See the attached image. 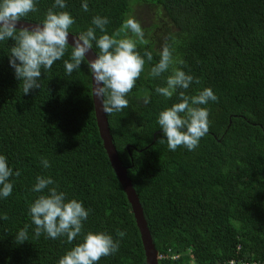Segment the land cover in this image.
<instances>
[{
	"label": "trees",
	"instance_id": "16d2710c",
	"mask_svg": "<svg viewBox=\"0 0 264 264\" xmlns=\"http://www.w3.org/2000/svg\"><path fill=\"white\" fill-rule=\"evenodd\" d=\"M140 1L88 0L85 12L82 0H67L64 10L75 18L73 34L93 26L96 15L108 17L111 34ZM145 1L164 14L163 39L156 43L153 33L138 45L153 60H146L128 94L129 106L108 118L159 254L170 256L159 264H264V0ZM52 5L39 0V11L21 20L40 23ZM14 44L12 38L0 42V153L20 175L11 178L12 195L0 200V213L8 216L0 220V264H58L81 241L34 238L28 209L40 193L31 189L37 176L48 175L68 198L91 209L85 232L105 231L120 240L119 251L98 264H147L135 214L99 132L87 65L67 75L63 60L57 61L42 73L41 88L25 95L9 66ZM165 44L184 61L175 66L199 78L186 93L210 87L218 97L204 105L209 131L194 151L169 150L157 123L160 111L180 99L155 93L171 69L159 78L148 75ZM70 52L71 45L65 59ZM26 224L30 240L18 244L15 233Z\"/></svg>",
	"mask_w": 264,
	"mask_h": 264
},
{
	"label": "clouds",
	"instance_id": "9594fccd",
	"mask_svg": "<svg viewBox=\"0 0 264 264\" xmlns=\"http://www.w3.org/2000/svg\"><path fill=\"white\" fill-rule=\"evenodd\" d=\"M38 2L0 0V42H7L9 38L15 41L10 47L9 66L20 82L19 86L22 84L23 94L40 89L42 73L51 70L57 61L63 60L67 75L81 70L82 63L87 65L93 82V95L99 100L106 115L127 108L128 94L145 71L146 60H153L151 51L145 50L142 55L138 50V45L148 43L141 23L134 17H126L121 27L109 34L106 30L108 17L96 15L92 18L93 26L75 34L70 43L69 34L72 33L70 29L75 24V18L64 10L67 8V0H53L43 21L34 27H17L22 18L39 11ZM81 6L87 12L88 0H82ZM97 29L100 35H97ZM70 45L71 52L65 59ZM93 49L96 57L89 59L88 54ZM173 53L174 49L165 44L159 53L158 62L148 71L149 76L159 78L171 69L165 84L157 86L155 93L167 99L174 95L180 98L179 102L160 111L157 123L163 131V137L167 139L169 150L175 151L183 146L188 151H194L209 131L210 113L204 105L217 101L218 97L210 87L199 90L195 95L187 94L186 90L193 82L198 84L199 78L176 67L184 61ZM143 102L149 104L151 96L146 93ZM41 163L45 169L51 167L46 157L41 158ZM19 175L20 171H14L7 156L0 153V200L12 195L14 183L11 178ZM31 190L40 193L28 209L31 223L35 226L34 238L38 239L42 234L51 239L65 237L67 243L72 244L77 237H82L79 243L60 257L58 264H98L102 257L119 251L120 240L114 239L112 234L105 231L85 232L84 224L91 209L86 208L83 201L68 198L65 192L58 190V184L51 175L37 176ZM7 219L6 213H0V220ZM29 227L26 224L15 233L14 238L18 244L30 240ZM125 235L123 231L118 232L121 238Z\"/></svg>",
	"mask_w": 264,
	"mask_h": 264
},
{
	"label": "water",
	"instance_id": "95a60500",
	"mask_svg": "<svg viewBox=\"0 0 264 264\" xmlns=\"http://www.w3.org/2000/svg\"><path fill=\"white\" fill-rule=\"evenodd\" d=\"M38 23L31 21H18L17 27H28L32 28ZM75 34H69V42H72V38ZM89 59H94L96 57V52L93 49L89 54ZM92 91H93V82H92ZM95 113L98 122V128L103 139L104 147L108 153L110 162L121 182L127 196L128 200L132 206V210L135 214L137 225L141 232V237L145 249L146 261L147 264H159V250L156 247V244L152 238L148 222L145 217L144 209L139 198V194L136 191V188L133 185L132 179L128 174V167L122 163V160L119 157V153L116 145L113 142V136L111 133L109 118L108 115L103 111L99 100L93 95Z\"/></svg>",
	"mask_w": 264,
	"mask_h": 264
},
{
	"label": "rangeland",
	"instance_id": "374dc122",
	"mask_svg": "<svg viewBox=\"0 0 264 264\" xmlns=\"http://www.w3.org/2000/svg\"><path fill=\"white\" fill-rule=\"evenodd\" d=\"M136 18L142 25L146 39H152L151 36L153 33H156L154 41L156 43L163 39L158 37V32L166 24L163 13L156 12V9L147 1L135 2L132 4V10L128 14V17ZM165 30L163 31V33ZM130 34V33H129ZM131 35V34H130Z\"/></svg>",
	"mask_w": 264,
	"mask_h": 264
},
{
	"label": "built area",
	"instance_id": "2783aa9c",
	"mask_svg": "<svg viewBox=\"0 0 264 264\" xmlns=\"http://www.w3.org/2000/svg\"><path fill=\"white\" fill-rule=\"evenodd\" d=\"M166 256H167V253L159 254V258L166 257ZM168 257H166V258H168ZM173 258H175V256ZM231 263H233V261H231Z\"/></svg>",
	"mask_w": 264,
	"mask_h": 264
}]
</instances>
